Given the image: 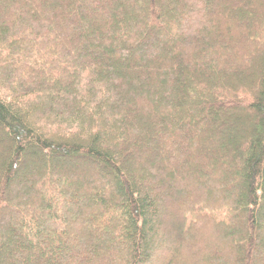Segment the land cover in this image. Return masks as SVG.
Returning a JSON list of instances; mask_svg holds the SVG:
<instances>
[{
	"label": "trees",
	"instance_id": "16d2710c",
	"mask_svg": "<svg viewBox=\"0 0 264 264\" xmlns=\"http://www.w3.org/2000/svg\"><path fill=\"white\" fill-rule=\"evenodd\" d=\"M0 264H264V0H0Z\"/></svg>",
	"mask_w": 264,
	"mask_h": 264
},
{
	"label": "rangeland",
	"instance_id": "374dc122",
	"mask_svg": "<svg viewBox=\"0 0 264 264\" xmlns=\"http://www.w3.org/2000/svg\"><path fill=\"white\" fill-rule=\"evenodd\" d=\"M165 215H166V217H167V214L164 213V218H165ZM161 217L163 218V216H161ZM172 230H173V229L170 228V227H167V228H166V231H167L168 233L172 232Z\"/></svg>",
	"mask_w": 264,
	"mask_h": 264
}]
</instances>
